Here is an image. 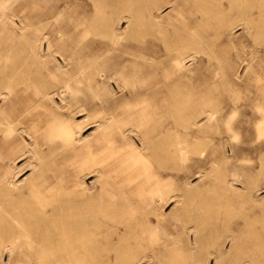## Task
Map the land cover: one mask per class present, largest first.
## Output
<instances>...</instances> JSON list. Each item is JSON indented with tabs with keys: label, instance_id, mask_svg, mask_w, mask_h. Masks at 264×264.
<instances>
[{
	"label": "bare ground",
	"instance_id": "obj_1",
	"mask_svg": "<svg viewBox=\"0 0 264 264\" xmlns=\"http://www.w3.org/2000/svg\"><path fill=\"white\" fill-rule=\"evenodd\" d=\"M190 2L117 0L109 5L111 10L97 3L90 21L85 11H73L69 26L81 34L66 40L46 38L45 47V40L30 41L24 33L21 66L15 61L18 55L8 56L0 47V264H258L264 224L251 232L257 252L248 250L244 241L247 205H260L256 182L241 162L230 169L232 157L243 159L235 151L236 143H231L233 153L224 150L220 159L215 144H210L230 130L240 141L244 126L237 118L216 117V108L199 106L185 112L177 58L184 60L189 52L206 48L205 37L191 26L199 20L189 17L184 7L220 26L249 25L255 21L245 5L263 10L264 0ZM163 5L174 14L164 16ZM146 24L160 37L126 42ZM21 25L23 30L28 27L23 20ZM189 27L191 33L185 35ZM89 33L99 37H88ZM137 82V91L145 94L139 101L135 95L137 108L110 111L103 89L113 83L134 88ZM164 88L169 111L152 113L146 91ZM135 89L119 98L133 96ZM220 143L225 144L222 139ZM201 163H210L211 170H201ZM210 174L219 181V189L207 196L190 177ZM192 198L199 201L190 203ZM171 201L179 207L168 215L165 207ZM233 214L237 219L231 223ZM186 231L189 235L183 238ZM213 231L225 233L227 239L204 255L202 249L214 240ZM168 253L172 261L163 259Z\"/></svg>",
	"mask_w": 264,
	"mask_h": 264
},
{
	"label": "rangeland",
	"instance_id": "obj_2",
	"mask_svg": "<svg viewBox=\"0 0 264 264\" xmlns=\"http://www.w3.org/2000/svg\"><path fill=\"white\" fill-rule=\"evenodd\" d=\"M66 1L67 0H47V1L45 0H0V11H1L0 12V47L6 48V55L11 56V57L18 55V59H16L15 61L17 65L21 66L22 64H24V61H23L24 59L22 58V56H24L25 52L20 51V47H21V44L24 43L25 38L29 39L28 37H30V41L33 38H36V41L45 40L44 45H43L45 47H46V38H55V40L59 39V37L62 40H66V38L69 39L71 37L75 38L79 36L81 32L75 31L74 29H72L73 27L70 28L69 26V22H71L70 20H71L73 11H85L87 13L86 17L90 18L89 19L90 21L91 18L93 17V14L95 13V5L97 3L104 4L103 6H105L107 10H111V6L109 5H113V4L115 5V3L117 2V0H68L69 1V2L67 1L68 3H66ZM184 1H185V4H188V6L191 4L190 2L191 0H184ZM245 7L247 11L248 10L250 11L249 16L251 17L252 21H255V22L249 23V25L240 23V22L239 23L234 22L231 25L232 27L230 25L220 26L218 21H216L215 19H212V21L211 20L207 21L205 19L202 20L203 18H201L200 13L198 11L195 12V9L194 10L190 9L187 11V8L189 9V7L187 6L184 7V11L186 12V14H189V17H191L192 19L197 18L199 20L198 21L197 19H195L196 21L195 20L194 21L195 22L198 21L197 23H199L200 25L194 24L193 22L191 26H193L192 29L196 28L197 30L199 29V31L201 30L199 32V31H196V29H194L198 33L197 35H199L202 38L205 37L204 40L206 42L203 43V46L206 48H204V50L201 49V51H191L189 52V54L186 56L184 60L180 61L179 58H177V60H179L178 69L180 68L179 69L180 71L179 86L182 92L184 93V99H185L184 103L187 102L185 103V105L187 104L185 106V112H194L195 109L198 108L199 106L203 108L205 107V109L215 110L216 108V111H215L216 117L237 118V119H240V121L242 122V125L244 126V131L242 132V137L240 141L238 138L233 136V131L230 130L228 133H222V134L216 135V137L213 139V141H211L210 144L211 145L215 144V147L217 148L216 150L218 151L217 155H218V158L220 159L221 154L223 153L224 150L227 151V154H232L233 151H231L232 150L231 143L232 142L236 143L235 149H237L238 151L237 150L235 151L238 152L240 158L241 159L243 158V159L241 161H238L236 157H232L231 160L229 161L230 169L235 170L236 164L238 162H239L238 164H240L241 162L245 166L248 177L253 179L254 183L256 182L257 189H255L254 194H255L256 199L260 202V205L253 207L254 203H251V202H249L247 205L249 206L250 209L247 210L248 211L247 213L249 215L247 231H246L247 238L245 237L244 239L245 243L247 244L248 250L256 251L254 247L256 246V241H255L256 239L252 237L251 232L255 231V229L259 227L261 229V225L264 224L263 223L264 220L260 222L261 219L264 218V213H263L264 212L263 211L264 210V166H263V162H264V97H263L264 96V16L262 15L263 16L262 17L259 15L261 12L264 14V9L263 10L258 9L259 11H257L256 7L252 8L251 4H248V3L245 5ZM161 10L164 16L166 17L173 13L171 8L167 7L166 5H163ZM225 10L228 12L229 9L227 8ZM191 11H193L192 12L193 14L191 13ZM235 11H236L235 9H232L229 12L234 14ZM197 14H198V17H197ZM7 16H9V18ZM15 16L17 18H15ZM21 20L25 21V23L28 24V27L26 28V30H23L21 28L22 27ZM43 21H47L48 23L47 22L45 23ZM126 24H127L126 20H122L121 26L125 27ZM147 25L148 24H146V27L143 26L142 28H140L139 32L136 35L133 34L132 37L127 38L126 42H131V43L133 42L137 44L138 43L136 41L137 39H144V38L145 39H156L157 37H160V34H158V32L156 31L154 27L149 26V25L147 27ZM29 26H31L32 29ZM179 27L181 31L182 29H184V25H180ZM82 28H83V25H79V29H82ZM207 28H209L208 33L210 35L207 34L206 32ZM59 29H61L63 32H57L59 31ZM70 29H72L73 31L71 30L72 31L71 32ZM169 29H172V25L169 26ZM50 30H53L52 33H50ZM144 30L146 31L144 32ZM202 30H205V31H202ZM190 31L191 30L189 27L188 31L183 30V33L185 35H189L191 33ZM30 32L31 33L33 32V36ZM152 32H155V33H152ZM24 33H25V38L22 39L23 38L22 35ZM144 33L146 35H144ZM169 33H168L169 34L168 36H169V39L171 38L170 41L174 42L175 34L171 30L169 31ZM202 33H204L205 36ZM211 35L212 37H210ZM87 36L94 37V38L99 37L92 33H89ZM142 36H145V37L143 38ZM209 41H212L214 45ZM59 46H61V44H59ZM173 53L178 56V53H176L175 51ZM192 54H194L195 56ZM191 55L194 58H192ZM187 57H190V58H187ZM167 65L169 67L168 69L170 72L171 68L168 63ZM20 70L23 71L24 66L21 67ZM183 73H184V76H183ZM144 82L143 81H141V83L137 82L135 84L136 89L135 87L134 88L128 87V88L122 89V88H119L116 85V83H113V86L110 89L108 87H105L106 90L103 89L102 93H103V97L106 100L108 99L106 103H108L107 107L109 109H112L110 111L119 114V113L125 112L127 106L134 105L133 109L137 108V104H136L137 101L141 100V98L145 96L144 93L140 94V92H138L137 89H138V86L140 84H144ZM181 85L183 86L181 87ZM134 89H135V94L133 96L129 97V95H127L125 96L126 98L125 97L119 98L122 93L128 92V91H134ZM184 89L186 90L184 91ZM146 92H148L146 94H148L149 96L148 98L149 100H147V103L149 104L152 113L154 112L166 113L169 111V108H170L169 103L166 102L167 101L166 96L168 92L167 88H164L160 92H153L151 90H147ZM112 94L115 96H112ZM135 95L137 98L135 97ZM233 97H235L236 100L233 99ZM135 98L137 101L135 102V104H133L135 101ZM130 100L131 102L129 104L128 101ZM160 102L161 104H159ZM233 103H236V104H233ZM0 104H1V101H0ZM254 104L256 105L254 106ZM207 105H208V108L206 107ZM116 109L119 111L121 110V111L119 112ZM202 116H204V114L200 115V117ZM81 118L82 117H79V119ZM259 126L262 127V130L260 129ZM226 128L228 129V127H222V130H227ZM93 129L94 127H91L90 129H87L84 132L85 134H88ZM221 139L223 140L225 144L220 145ZM200 169L204 170L205 172H207L208 170L209 172L211 170L210 163H201ZM181 173H184V171ZM28 174H30V170L24 172L21 178H25ZM210 175L211 176L204 177L203 179L195 177V175L191 176L192 178L190 177V179L193 180V183H196L195 186L197 187V190L199 192L203 191L201 194L207 195V196H211L213 193L218 191L216 189H219L217 186L219 184V181L214 179L212 174ZM203 195L202 196L199 195L196 197L204 198ZM195 201H199L198 198L190 199V203H194ZM170 203H168L165 207V212L168 215H170L173 210H176L179 207V205H176L174 201H171ZM188 213L196 214L198 213V211L192 210V212H189L188 210ZM236 219H237L236 215L233 214L231 223H233ZM257 219L258 220L260 219V221L256 222ZM189 232L190 231H186L182 233V237L187 238V236L189 235ZM211 236H212L211 238H214L212 242L213 244L212 243L206 244V246L202 249V253L204 255H206L210 251L215 250V246H217L220 242L226 241L227 239L225 237V233L222 236H219L215 231H213ZM261 237L262 238L260 240L258 239L259 244H260V246L257 249L258 252L256 251L260 259L258 264H264V231L262 232ZM227 245L226 246L228 248L230 246L229 241L227 242ZM173 257L174 256L172 253H168L165 257H163V259L165 261H172ZM210 258H211V263H212V261H214L213 256L210 255ZM155 261L159 262L158 259H156ZM214 262L212 264H214Z\"/></svg>",
	"mask_w": 264,
	"mask_h": 264
}]
</instances>
